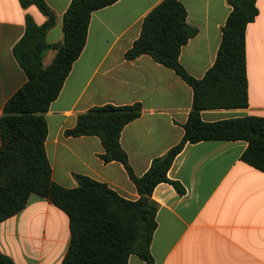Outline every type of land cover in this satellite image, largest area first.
Instances as JSON below:
<instances>
[{
    "label": "crops",
    "instance_id": "0c3cea01",
    "mask_svg": "<svg viewBox=\"0 0 264 264\" xmlns=\"http://www.w3.org/2000/svg\"><path fill=\"white\" fill-rule=\"evenodd\" d=\"M45 1L56 16L47 39L57 43L63 39V16L71 0ZM162 1L119 0L92 13L86 46L46 114V152L59 185L77 187V173L107 183L126 199L139 198L124 166L100 158L105 149L99 137L65 135L78 116L94 106L142 104L141 116L126 125L120 137L138 176L182 140L192 88L149 55L125 58L144 18ZM178 1L187 9L188 22L198 28L183 46L180 62L201 79L216 61L232 7L228 0ZM256 5L259 14L246 32L249 106L203 111L204 121L264 117V0ZM26 15L38 25L46 21L34 5L25 9L19 0H0V118L7 101L28 79L13 53L25 33ZM48 53L45 65L55 56L52 50ZM247 146L243 140L187 144L168 173L186 193L161 183L152 195L159 204L150 247L153 263L133 254L128 264H264V172L242 160ZM70 239L68 216L34 194L22 211L0 223V251L15 264H62Z\"/></svg>",
    "mask_w": 264,
    "mask_h": 264
},
{
    "label": "trees",
    "instance_id": "16d2710c",
    "mask_svg": "<svg viewBox=\"0 0 264 264\" xmlns=\"http://www.w3.org/2000/svg\"><path fill=\"white\" fill-rule=\"evenodd\" d=\"M119 0H71L63 16V39L49 43L56 16L45 0H19L23 8L36 6L46 17L38 25L26 15L24 35L13 48L27 82L7 101L0 118V223L22 211L31 195L48 199L69 218L71 239L62 264H128L135 254L153 263L151 243L157 229L159 204L152 198L161 183L180 195L185 187L170 179L175 158L187 144L203 141H247L242 160L264 172V117L245 116L207 122L202 112L249 106L246 32L259 14L257 0H228L232 7L222 27L217 58L205 76L197 79L180 62L184 45L198 34L178 0H164L144 18L141 34L125 53L127 60L149 55L168 67L193 90V104L182 140L155 158L142 176L136 175L120 144L123 129L142 114V104L94 106L80 114L67 137L97 136L105 149L100 158L120 162L135 184L139 198L122 197L107 183L74 174L77 187L67 188L52 178L46 152V114L63 88L74 62L87 43L92 13ZM50 64L44 59L49 51ZM0 264H15L0 251Z\"/></svg>",
    "mask_w": 264,
    "mask_h": 264
},
{
    "label": "rangeland",
    "instance_id": "374dc122",
    "mask_svg": "<svg viewBox=\"0 0 264 264\" xmlns=\"http://www.w3.org/2000/svg\"><path fill=\"white\" fill-rule=\"evenodd\" d=\"M50 54H51V53H48V54H47V57H46V59H45L46 61H48Z\"/></svg>",
    "mask_w": 264,
    "mask_h": 264
}]
</instances>
